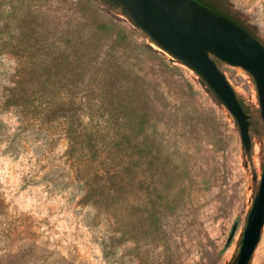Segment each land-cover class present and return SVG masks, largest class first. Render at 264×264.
<instances>
[{"label":"rangeland","instance_id":"1","mask_svg":"<svg viewBox=\"0 0 264 264\" xmlns=\"http://www.w3.org/2000/svg\"><path fill=\"white\" fill-rule=\"evenodd\" d=\"M211 1L264 43V0ZM79 5L78 0H0V82L13 78L20 65L11 44L20 33L50 47L64 44L78 24L92 23V14H81ZM112 10L132 31L131 41L117 43L115 34L108 36L96 59L124 71L128 82L119 92L132 100L130 123L160 156L161 172L142 174L138 188L122 192V206L85 202L60 128L27 124L18 155L0 148V264H232L264 166L253 76L218 62L251 115L252 147L245 152L233 115L198 74L153 43L124 12ZM30 11L36 15L26 14ZM94 65L85 81L105 67ZM0 118L16 124L9 113ZM147 191L162 206L157 223L144 211ZM250 264H264V227Z\"/></svg>","mask_w":264,"mask_h":264},{"label":"trees","instance_id":"2","mask_svg":"<svg viewBox=\"0 0 264 264\" xmlns=\"http://www.w3.org/2000/svg\"><path fill=\"white\" fill-rule=\"evenodd\" d=\"M78 4L81 14L90 12L93 21L78 24L81 28L75 29L64 44L49 47L24 32L11 43L20 65L13 78L1 77L0 115L15 116L16 124L0 118V148L2 153L18 155L27 124L33 122L47 130L56 126L67 141L66 154L75 175L80 177L83 201L107 202L118 207L122 206V192L138 188L144 181L142 174L154 176L161 172L160 156L130 123L132 116L128 109L132 100L130 96L121 98L119 92L128 82L124 71L120 69L117 73L106 62L99 63L96 59L97 50L108 36L115 34L117 43L131 39L132 31L112 10L121 5L115 0H78ZM30 12L26 14L36 15ZM223 14L257 37L243 21ZM30 18L23 16L22 20ZM146 46L157 52L150 44ZM96 62L105 67H97L85 81V74ZM200 81L213 93L204 79L200 77ZM157 188L155 185L154 190ZM147 196L145 214L157 223L163 214L162 206L151 191H147ZM102 245L107 254L109 236L102 238Z\"/></svg>","mask_w":264,"mask_h":264},{"label":"water","instance_id":"3","mask_svg":"<svg viewBox=\"0 0 264 264\" xmlns=\"http://www.w3.org/2000/svg\"><path fill=\"white\" fill-rule=\"evenodd\" d=\"M159 48L195 71L237 122L246 152L252 147L251 115L218 62L239 66L254 79L264 131V43L233 19L198 0H115ZM264 227V166L232 264H250ZM236 225H234L231 239Z\"/></svg>","mask_w":264,"mask_h":264},{"label":"flooded vegetation","instance_id":"4","mask_svg":"<svg viewBox=\"0 0 264 264\" xmlns=\"http://www.w3.org/2000/svg\"><path fill=\"white\" fill-rule=\"evenodd\" d=\"M201 4L208 6L209 8H212L218 12H224L223 9H221L219 6H217L214 2H212L211 0H198ZM225 13V12H224Z\"/></svg>","mask_w":264,"mask_h":264}]
</instances>
